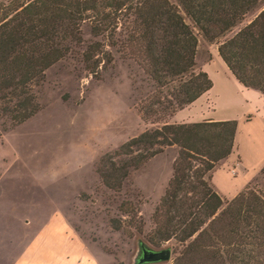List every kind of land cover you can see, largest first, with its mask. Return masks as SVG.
<instances>
[{
  "label": "trees",
  "instance_id": "trees-1",
  "mask_svg": "<svg viewBox=\"0 0 264 264\" xmlns=\"http://www.w3.org/2000/svg\"><path fill=\"white\" fill-rule=\"evenodd\" d=\"M261 1L0 0V120L15 125L32 116L44 71L60 60L72 59L97 79L113 68L115 56L131 61L148 88L137 114L158 125L106 153L96 167L100 182L118 191L130 171L174 146L145 242L159 248L173 240L170 264H264V188L246 185L226 199L210 182L232 152L236 120L168 122L212 85L195 63L197 35L216 43L236 81L264 97V3L244 22ZM84 27L89 40L82 38ZM118 209L126 218H109L110 228L140 234L136 205L124 200Z\"/></svg>",
  "mask_w": 264,
  "mask_h": 264
},
{
  "label": "rangeland",
  "instance_id": "rangeland-1",
  "mask_svg": "<svg viewBox=\"0 0 264 264\" xmlns=\"http://www.w3.org/2000/svg\"><path fill=\"white\" fill-rule=\"evenodd\" d=\"M263 3H258L244 22ZM82 38L89 40L85 27ZM215 48V42L207 43L197 35L196 66L203 65L216 82L209 114L237 123L232 153L212 170L210 178L220 196L227 198L229 191L223 187L240 183L263 159L264 101L256 96L247 98L225 85L219 79L217 65L221 61L216 54L203 64ZM142 79L131 61L117 56L113 68L100 79L91 77L72 59L60 60L44 71V80L37 88L38 110L15 125L0 120V254L6 248H18L21 239L56 211L99 264H133L137 240L146 243L143 235L152 226L150 217L171 175L176 148L166 147L130 171L118 191L100 182L96 167L106 153L143 129L158 125L144 123L137 114L138 97L148 89ZM202 105L193 109L190 119L206 117ZM258 169L240 190L246 185L264 188V173ZM124 200L136 205L142 222V232L132 230V237L108 224L109 218H126L118 209ZM166 246L172 248L175 243L169 240L159 248ZM172 256L160 263L170 264Z\"/></svg>",
  "mask_w": 264,
  "mask_h": 264
},
{
  "label": "crops",
  "instance_id": "crops-1",
  "mask_svg": "<svg viewBox=\"0 0 264 264\" xmlns=\"http://www.w3.org/2000/svg\"><path fill=\"white\" fill-rule=\"evenodd\" d=\"M215 54L217 55L216 48L214 53L211 54V59L203 64L209 63L214 59ZM218 56V55H217ZM220 59V58H219ZM221 62L217 65L219 72V79L224 82L225 85L234 87L238 93L244 94L247 98L256 96L258 99L264 101V97L256 90L246 88L242 86L235 78L230 74L225 64ZM203 66V65H202ZM202 66L200 69H202ZM205 71L210 78L212 85L211 87L200 95L193 102L177 110L169 119L170 123H181V122H196L204 119L211 120H225V117H212L209 112L213 110L211 102L212 91L215 87V79H213L206 69ZM211 95V96H210ZM216 97V95H214ZM244 103L246 99L241 98ZM203 104V105H202ZM204 106L202 110L205 111L206 117L199 120H192L189 118L193 109L197 106ZM203 114V116H204ZM232 153V152H231ZM227 158V157H226ZM224 160V159H223ZM221 160L218 166L222 164ZM264 165V153L263 159L254 168L255 172L257 169ZM258 169V170H259ZM231 168L230 172L235 177L236 171ZM242 170L244 168L242 167ZM250 173L247 177L242 178L240 183L231 184L230 187H223L228 190V197L230 199L245 185L246 182L255 174ZM223 186V185H222ZM214 190L220 195L218 187L213 186ZM220 188H222L220 186ZM224 198V197H223ZM0 264H99L95 256L89 251L85 242L81 237L75 233L68 225L65 218L59 212H52L48 216L44 217L39 223L38 227L28 236L21 239V244L18 248H6L4 254H0Z\"/></svg>",
  "mask_w": 264,
  "mask_h": 264
},
{
  "label": "water",
  "instance_id": "water-1",
  "mask_svg": "<svg viewBox=\"0 0 264 264\" xmlns=\"http://www.w3.org/2000/svg\"><path fill=\"white\" fill-rule=\"evenodd\" d=\"M141 250L140 256L137 257V264L160 263L166 262L171 258L170 248H150L139 244Z\"/></svg>",
  "mask_w": 264,
  "mask_h": 264
},
{
  "label": "flooded vegetation",
  "instance_id": "flooded-vegetation-1",
  "mask_svg": "<svg viewBox=\"0 0 264 264\" xmlns=\"http://www.w3.org/2000/svg\"><path fill=\"white\" fill-rule=\"evenodd\" d=\"M140 253H141V250H140V248H138L137 253H136V257H139Z\"/></svg>",
  "mask_w": 264,
  "mask_h": 264
}]
</instances>
